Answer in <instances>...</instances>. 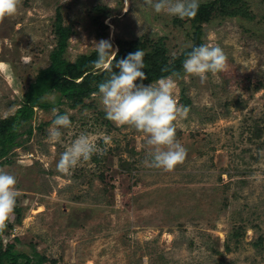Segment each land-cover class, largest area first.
<instances>
[{
    "label": "rangeland",
    "instance_id": "obj_1",
    "mask_svg": "<svg viewBox=\"0 0 264 264\" xmlns=\"http://www.w3.org/2000/svg\"><path fill=\"white\" fill-rule=\"evenodd\" d=\"M242 2L251 17L214 13L201 24L202 44L225 55L223 70L203 82L183 68L170 75L188 108L176 121L186 156L171 171L149 166L144 134L106 119L95 93L75 106L45 96L53 105L34 108L18 145L0 159L20 191L4 243L34 246L45 264H264V0ZM58 11L71 28L69 61L102 39L115 51L117 40L160 41L169 56L192 43L185 18L157 13L146 0H20L0 19V120L48 66ZM53 109L71 120L59 143L48 139ZM81 133L104 152L61 173L57 162Z\"/></svg>",
    "mask_w": 264,
    "mask_h": 264
},
{
    "label": "clouds",
    "instance_id": "obj_2",
    "mask_svg": "<svg viewBox=\"0 0 264 264\" xmlns=\"http://www.w3.org/2000/svg\"><path fill=\"white\" fill-rule=\"evenodd\" d=\"M20 0H0V19L16 13ZM154 11L165 12L180 19L195 16L200 0H146ZM97 59L93 62L96 73H106V78L98 83L97 93L103 106L105 118L117 127L128 126L140 131L151 148L149 166L171 171L182 163L186 148L176 138V121L187 117V106L178 103L175 90L176 81L171 76L157 79L155 83H144V51L137 49L124 58L116 59V51L108 40L94 44ZM114 53V55H113ZM225 55L219 46L210 44L192 45L182 62L183 70L190 76H197L203 82L207 74H216L225 66ZM115 61V64H113ZM115 69V70H114ZM55 102V96L51 98ZM54 119L48 130L50 142H61V128L71 125L68 113L53 109ZM94 138L81 133L57 162L61 173L70 172L82 162H87L94 154L102 155ZM16 178L0 169V232H4L14 218V209L20 191L15 187Z\"/></svg>",
    "mask_w": 264,
    "mask_h": 264
},
{
    "label": "trees",
    "instance_id": "obj_3",
    "mask_svg": "<svg viewBox=\"0 0 264 264\" xmlns=\"http://www.w3.org/2000/svg\"><path fill=\"white\" fill-rule=\"evenodd\" d=\"M93 11L102 17L109 15L106 7L96 6ZM214 13L246 18L252 16L242 0L203 2L199 4L195 16L185 18L193 30L191 32L192 43L178 55L169 56L165 45L160 41L140 38L117 40L115 43L117 47L116 59L124 58L128 53L135 52L139 48L145 53L143 60L147 78L144 83L157 81L158 78L164 76L178 75L182 71V62L191 50V46L202 44L201 24L208 21ZM93 21L99 23L98 16H94ZM53 24L56 44L49 53L48 66L38 70L35 78L23 93L21 105L15 112L0 120V159L6 157L10 150L18 145L17 138L21 135L18 130L22 124L32 118L34 108L48 109L53 105L46 100V95L57 93L60 97L71 102L72 106L83 104L85 99L97 92L98 83L107 76L106 73H96L93 63L97 59L95 50L78 56L74 61L67 60L64 53L71 35V28L63 24L59 11L56 13ZM31 132V128L27 129L28 134ZM15 241L17 238H14L12 242L4 243L0 234V264H45L46 256L38 252L34 246H30L29 252L18 251Z\"/></svg>",
    "mask_w": 264,
    "mask_h": 264
},
{
    "label": "bare ground",
    "instance_id": "obj_4",
    "mask_svg": "<svg viewBox=\"0 0 264 264\" xmlns=\"http://www.w3.org/2000/svg\"><path fill=\"white\" fill-rule=\"evenodd\" d=\"M117 50V49H116Z\"/></svg>",
    "mask_w": 264,
    "mask_h": 264
}]
</instances>
